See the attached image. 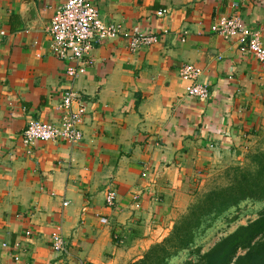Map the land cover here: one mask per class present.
Wrapping results in <instances>:
<instances>
[{"label": "crops", "instance_id": "crops-1", "mask_svg": "<svg viewBox=\"0 0 264 264\" xmlns=\"http://www.w3.org/2000/svg\"><path fill=\"white\" fill-rule=\"evenodd\" d=\"M64 1L32 0L39 25L29 28L22 0H0V264L138 260L214 173L244 164L264 136L263 66L211 30L238 14L264 42V0H93L104 21L160 40L136 52L124 37L96 43L77 78L47 31ZM187 63L203 69L209 99L188 94ZM70 88L87 107L84 138L29 149L28 123L59 122ZM54 232L66 252L53 249Z\"/></svg>", "mask_w": 264, "mask_h": 264}, {"label": "built area", "instance_id": "built-area-1", "mask_svg": "<svg viewBox=\"0 0 264 264\" xmlns=\"http://www.w3.org/2000/svg\"><path fill=\"white\" fill-rule=\"evenodd\" d=\"M163 14L164 10L158 11L159 16ZM211 30L225 39H237L241 51L255 56L264 69V42L261 34L249 27L240 15L219 18ZM47 31L51 36L50 48L54 55L61 60L76 63L67 67V74L72 78H77L94 62L91 51L96 43L124 37L128 40L129 49L136 52L160 40V33L127 30L115 21H104L93 0H65L47 26ZM164 33H168V30L165 29ZM202 72L200 66L192 63L180 68V75L187 83L188 94L207 100L211 92L209 85L199 80ZM61 110L59 122L32 119L28 123L22 140L29 149L38 140L62 141L74 145L84 138L82 123L87 107L80 94L72 88L68 89L64 93ZM116 200L117 191L112 188L106 194V203L113 206ZM102 221L106 222L107 218H102ZM52 247L56 252H66L67 241L60 233L54 232Z\"/></svg>", "mask_w": 264, "mask_h": 264}, {"label": "trees", "instance_id": "trees-1", "mask_svg": "<svg viewBox=\"0 0 264 264\" xmlns=\"http://www.w3.org/2000/svg\"><path fill=\"white\" fill-rule=\"evenodd\" d=\"M246 159L244 164H231L220 171L206 189L197 192L169 234L127 264H171L184 250L196 255L185 264H264V209L207 251L197 245L207 229L232 209L246 201H264V144L250 150Z\"/></svg>", "mask_w": 264, "mask_h": 264}, {"label": "rangeland", "instance_id": "rangeland-1", "mask_svg": "<svg viewBox=\"0 0 264 264\" xmlns=\"http://www.w3.org/2000/svg\"><path fill=\"white\" fill-rule=\"evenodd\" d=\"M263 144L264 136L258 143H256L254 149L263 146ZM217 170L218 169L215 171ZM219 173L220 171L214 173L212 178H215ZM212 180L208 184H210ZM262 209H264V201L243 202L238 208L232 209L225 216L217 219L214 222V225L207 229V231L197 240V245L202 247V252L207 251L221 237L233 231L238 225L245 224L248 221L255 219ZM195 257L196 255L193 254L191 250H184L172 260L171 264H185L186 260Z\"/></svg>", "mask_w": 264, "mask_h": 264}, {"label": "water", "instance_id": "water-1", "mask_svg": "<svg viewBox=\"0 0 264 264\" xmlns=\"http://www.w3.org/2000/svg\"><path fill=\"white\" fill-rule=\"evenodd\" d=\"M22 4L25 7L24 21L29 28L38 27V15L35 7L33 6L32 0H22Z\"/></svg>", "mask_w": 264, "mask_h": 264}]
</instances>
